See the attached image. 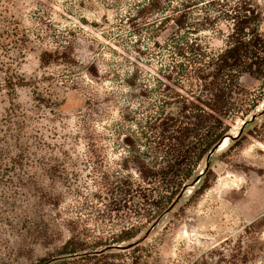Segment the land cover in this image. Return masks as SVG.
Here are the masks:
<instances>
[{"label": "rangeland", "instance_id": "374dc122", "mask_svg": "<svg viewBox=\"0 0 264 264\" xmlns=\"http://www.w3.org/2000/svg\"><path fill=\"white\" fill-rule=\"evenodd\" d=\"M138 1L0 0V264H77L63 253L71 237L91 250L149 229L147 264H264V79L241 78L238 137L205 156L170 211L156 219L141 194L110 191L120 174L140 178L124 138L147 115L148 81L125 78L161 65L152 28L127 21ZM251 1L264 32V0ZM215 27L202 36L219 51L231 24Z\"/></svg>", "mask_w": 264, "mask_h": 264}, {"label": "trees", "instance_id": "16d2710c", "mask_svg": "<svg viewBox=\"0 0 264 264\" xmlns=\"http://www.w3.org/2000/svg\"><path fill=\"white\" fill-rule=\"evenodd\" d=\"M132 10L127 21L135 34L148 25L152 28L161 65L158 76L149 73L145 77L136 68L125 78L128 87L148 81L140 88L147 100V115L138 123L140 129L124 138L134 153L132 160L140 178L120 174L110 191L125 202L141 194L145 202L157 207V219L177 199L208 152L229 133L235 117L244 112L241 78L247 74L264 79L262 13L251 0H139ZM222 19L231 24V30L225 46L214 51L202 33L215 30ZM165 32L168 35L160 44L156 38ZM42 62H48L45 56ZM140 149L143 158L135 155ZM204 188L202 183L193 193ZM135 236L127 232L109 245L91 250L71 237L63 253L76 257L77 264H147L151 250L140 245L144 240L127 249H106Z\"/></svg>", "mask_w": 264, "mask_h": 264}, {"label": "water", "instance_id": "95a60500", "mask_svg": "<svg viewBox=\"0 0 264 264\" xmlns=\"http://www.w3.org/2000/svg\"><path fill=\"white\" fill-rule=\"evenodd\" d=\"M255 116H256V114L253 115V117H252L251 120H253V119L255 118ZM246 122H248V121H246ZM246 122H245V123H246ZM242 130H243V128H242ZM225 137H228V138H231V139H235V138H237L238 136H233V135H231V134H229V133L226 134V135L220 140V142H219L218 144H216V145H215V146H214V147L208 152V154H207L208 165H209V162H210L211 156H212V155H213V154L219 149V147H220V145L222 144V141H223V139H224ZM202 174H203V172L199 173V175L196 176L195 179H194L190 184H186V185L184 186V188H183L182 192L180 193V195L177 197V199L173 202V204H172V205H171V206H170L165 212L170 211V210L174 207V205L176 204V202L179 200V198L182 196L183 192H184L186 189H188L189 187H190V189H193V188H194V185L196 184V182L199 181V179L201 178ZM149 232H150V229L147 230V231L144 233V235H142L139 239H137V240H135V241H132V242L126 244V245H124V244H117V245L109 246V247H107L106 249H110V248L127 249V248H130V247L136 245L137 243L142 242L143 240H145V239L147 238Z\"/></svg>", "mask_w": 264, "mask_h": 264}, {"label": "bare ground", "instance_id": "6f19581e", "mask_svg": "<svg viewBox=\"0 0 264 264\" xmlns=\"http://www.w3.org/2000/svg\"><path fill=\"white\" fill-rule=\"evenodd\" d=\"M236 127H237V126H236ZM230 133H231V134H234V131H231ZM228 142H229L228 137H225V138L223 139L222 144L220 145L218 151H219V150H222L223 148H225V147L228 145ZM189 191H191V189H190Z\"/></svg>", "mask_w": 264, "mask_h": 264}]
</instances>
